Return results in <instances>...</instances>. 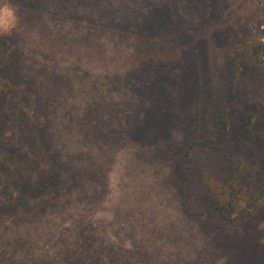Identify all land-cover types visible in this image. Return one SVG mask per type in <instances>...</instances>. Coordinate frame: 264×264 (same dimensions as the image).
I'll return each mask as SVG.
<instances>
[{"label": "rangeland", "instance_id": "374dc122", "mask_svg": "<svg viewBox=\"0 0 264 264\" xmlns=\"http://www.w3.org/2000/svg\"><path fill=\"white\" fill-rule=\"evenodd\" d=\"M7 3L0 182L16 198L0 191V264H264V209L222 227L195 216L183 191L216 58L234 93L262 97L246 113L264 183V62L250 52L264 44V0ZM20 110L62 170L37 198L25 191L38 159Z\"/></svg>", "mask_w": 264, "mask_h": 264}, {"label": "trees", "instance_id": "16d2710c", "mask_svg": "<svg viewBox=\"0 0 264 264\" xmlns=\"http://www.w3.org/2000/svg\"><path fill=\"white\" fill-rule=\"evenodd\" d=\"M250 52L257 64L264 62V44H251ZM234 90L233 78L214 59L211 74L203 86L194 133L183 152L188 168L183 191L190 211L222 227L264 209V183L257 178L252 158L256 147L251 129L255 114L246 113L249 107L262 103V97L249 96L240 90L234 93ZM16 119L38 159L33 162L36 173L29 174L25 180L27 195L37 198L60 187L61 166L47 152L26 111L20 110ZM0 191L11 199L16 198L10 184L0 182ZM17 202L28 204V200Z\"/></svg>", "mask_w": 264, "mask_h": 264}, {"label": "clouds", "instance_id": "9594fccd", "mask_svg": "<svg viewBox=\"0 0 264 264\" xmlns=\"http://www.w3.org/2000/svg\"><path fill=\"white\" fill-rule=\"evenodd\" d=\"M14 9L7 3V0H0V26L7 30L9 21L14 20Z\"/></svg>", "mask_w": 264, "mask_h": 264}]
</instances>
